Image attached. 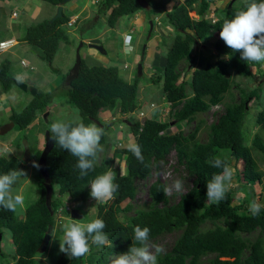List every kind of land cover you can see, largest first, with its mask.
I'll return each instance as SVG.
<instances>
[{"label": "trees", "instance_id": "trees-1", "mask_svg": "<svg viewBox=\"0 0 264 264\" xmlns=\"http://www.w3.org/2000/svg\"><path fill=\"white\" fill-rule=\"evenodd\" d=\"M40 1L56 7L62 0ZM170 2L171 0H158L156 3H148L150 15L164 16V21L174 32L169 46L160 43L166 50L164 55H160L164 58L158 81L164 101L168 103L170 120L178 124L191 123L205 114L210 106L222 105L224 95L232 86L237 87L235 78L247 79L248 82L254 80V73L250 68L253 67L257 71L261 63L241 60L240 54L228 48L219 37L223 21L232 19L252 0H244L237 8L232 7L234 2L228 8L227 2L223 10H219L221 14L217 21L212 24L204 17L211 0H183L167 10L166 6ZM255 2L259 3L260 0ZM95 9V16L105 15V25L108 28H113L121 17L133 15L141 10L136 0H99ZM189 11H193L198 19L190 18ZM68 19L62 13V16L51 24L48 19L25 26L21 38H17V41L32 49H38L44 61L50 63L60 44L71 43V29L66 26ZM211 34L218 37L213 46L214 53L211 54L214 61H205L202 66L188 70V66L197 63L194 51L200 46L199 43ZM182 65H185L184 69ZM8 67V60L3 59L0 62V88L3 93H8L14 87L12 76L7 75ZM261 75L263 76L264 72ZM262 86L263 82L258 83L252 90L238 88L237 102L223 106V112L216 122L207 127L204 142L195 140L198 125L186 136H183L180 130L169 134L166 130L168 123L156 119H145L141 127L137 123L132 125L130 134L133 143L141 147L144 163L138 161L128 149L119 151L126 156L123 161L118 162L119 173L113 181L119 185L118 192L115 198L110 200V205L109 200L103 201L96 209V218L102 219L110 226L112 232L111 246L102 251L91 246L90 252L79 259H69L60 252L57 257L47 256V250L43 254L37 252L47 227L53 226V216L50 213L55 210L57 202L51 197V211L47 208L42 177L33 167L28 184L33 182L36 169L37 178L30 185L38 187V195L18 206L19 213L0 208V264H43L39 259L42 255H46L48 259L53 258L52 264H108L107 258L110 254L128 251L132 245L135 226L148 227L150 241L174 230L180 232L170 250L157 255V264H200L202 257H207L208 264H264V207L256 217L247 212L254 198L259 197L264 190V185L261 184L264 176L261 171V166L264 165V138L254 133L247 144V132L242 133L241 129L248 119L249 109L245 107L249 100L254 99L253 105L256 104L257 110L250 118L254 121L253 125H257L262 137L264 136V100L257 97ZM59 88L60 86L44 94L36 91L31 101L19 112H11L8 120L17 130L23 131L37 111L43 112L50 101H56L59 92L64 93L67 103L79 115L80 120L75 123H93L94 119L98 120L97 114L100 110H109L121 115L140 110L137 80H123L114 66L88 67L85 59L81 57L77 74L66 84L64 92L59 91ZM49 135L51 137V133ZM2 137L4 136H0V139ZM22 139L27 137L23 136ZM31 143L34 144L32 141ZM100 144H105L103 136ZM12 146L20 147L19 144L13 143ZM28 146L35 150L34 146ZM172 148L176 154V164L184 174L185 179L181 180L185 181V185L190 182L186 193L180 195L175 204L168 205V199L162 191L163 186L155 182L147 191L149 206L133 210V216L125 217V223L121 222L119 215L129 212L131 206L126 204L121 207L120 204L133 200L136 187L134 181L144 180L150 175L152 168H155V172L158 171L157 166L164 162ZM211 156H220L235 170L233 176L236 185L229 189L225 199L219 204L209 202L206 197V183L213 173L221 171L206 162ZM20 162L18 156H0V174H5L13 168L21 170ZM76 163V157L62 150L54 142L45 157L48 179L57 185L58 194H68L70 198L83 203L90 198L88 182L107 172L111 160L97 158L94 171L89 172L83 179L78 178ZM237 163L241 164L240 169L236 168ZM112 171L116 175V169ZM254 184L262 185L260 191L254 190ZM159 204L161 207L158 208ZM253 233H256V236L250 239L249 235ZM5 236L10 239L13 249L8 255L1 251Z\"/></svg>", "mask_w": 264, "mask_h": 264}, {"label": "clouds", "instance_id": "clouds-1", "mask_svg": "<svg viewBox=\"0 0 264 264\" xmlns=\"http://www.w3.org/2000/svg\"><path fill=\"white\" fill-rule=\"evenodd\" d=\"M98 1L99 0H95L94 4L96 5V2H98ZM229 1L230 0H219V2L224 3L223 8H224L225 4ZM212 2H213V0H211L210 6L204 15L205 19H208L210 22H211V18L214 19V21L211 22V24L216 22L217 18L220 16V13H217V10L218 9L220 11L223 10V8H219V7L215 9V7L212 5ZM140 4L142 5V6L139 5L141 10H145V9L149 8V4L146 0H144V3H140ZM227 5H228V3H227ZM189 12L194 13L193 11H189ZM189 12H188V16H189ZM12 14H14V16H12ZM135 14L129 15V16H134ZM209 15H211V18H209ZM160 16L161 15H149L150 20L148 21V24L150 25L149 29H151V31L154 30L158 24H160L161 20L159 21V19H158V18H160ZM15 17H16V13L13 12L10 14V18H15ZM123 17H125V16H123ZM152 17H154V18H152ZM151 18H152V20H151ZM190 18L196 20V19H198V16L195 15V13H194V16H192ZM76 23H77V25H76ZM164 23H166V22H164ZM66 26L69 27L70 29H72V28L75 29L78 26L77 18H75V19L69 18L68 21L66 22ZM149 36H150V33H149ZM214 37H217V35H214ZM219 37L225 43V45L228 48H230L233 52H238L240 54L241 60L246 61V62H250V63L264 62V0H260L259 3L255 2V0H252L251 3L246 5L244 10L238 11L232 19H225L223 21L221 31L219 32ZM123 39H124V41H123V47L122 48L125 52H128V50L130 48V46H129L130 38L128 36H125ZM6 41H10V42L0 52V55H3L9 49H11V48L15 47L16 45H18L19 43H21V42L17 41L16 38H12V37L9 39H6V40H0V42H6ZM79 43H81V47L84 44L82 42V39ZM85 44L88 47H89V45L100 46V45L91 44V43H85ZM169 44H167V46H169ZM60 45H64V44H60ZM199 45H200V43H199ZM90 49L94 50L93 48H90ZM143 50H144V48H143ZM94 51H96V50H94ZM102 52H103V49H102ZM97 53H100V52H97ZM78 55H79V60H80V57L85 59V61L88 60L87 58H84L82 56V53L80 54V52H79ZM142 56H144V53H142ZM40 57H42V56H40ZM43 61H44V59H43ZM48 64H50V66H52L51 62ZM73 64H74V61H73ZM141 64H140V73L137 74V71H136V74L139 77L142 75L143 65H141ZM196 65H197V63L195 65H190V66H188L187 69L191 71L195 68ZM21 66H24V64L21 63ZM136 66H137V64H136ZM127 68L128 67L125 64L121 65L122 70H126ZM70 69H69V71H70ZM69 71L67 73V76H69ZM77 71H78V69H77ZM77 71H76V74H77ZM70 74H71V77L68 80V82H70L71 78L74 77L73 73H70ZM11 78H12V80L16 78V80H19V81L24 83V81H22L23 79L19 78V76L14 77V78L11 77ZM67 83L62 82V85L63 84L66 85ZM57 88H58V85L55 86L53 89L48 90V91H53ZM137 89H138V85H137ZM159 91L161 94V98L164 100L160 87H159ZM35 93H36V90H35ZM139 93H140V90H139ZM3 94H6V93H3ZM137 99H138V104L140 105V110L137 112H132L129 114H122L121 115L117 112H112L109 110H103V111L100 110L99 113L97 114L98 120L94 119L92 121L93 123H89L88 125H85L83 122L73 123V122H66L64 120H56V121H53L49 124V129L46 131L48 133L49 138L52 141V146H53V142H54L55 145H58L62 150L67 151L72 156L77 158V163H76L75 167H76V169L79 170V176H78L79 179H83V178L87 177L89 172L94 171L97 158H98V160H100L102 158L103 159L109 158L111 160V164H110V169L107 172L100 174V175H97L94 179H92L88 182L87 186L90 189V198L86 199L85 202H83V203L78 201L77 199L70 198L68 196V194H65V193L61 194V195L58 194L57 185L52 184L50 182V180L48 179V176L46 177L45 180H44V178H42V186H43L44 192H45V194H44L45 195V205L50 210L49 206H50V203L52 202L51 197H53L54 201L56 200V202H57L56 203L57 206H56L55 210L50 213L53 216V226H48L50 228V232L48 234L49 239H48L47 245L42 252H38V248H37V252L39 254H43L47 250L48 245H50V243L55 240L54 232L57 230V228H59V226L61 224H63L61 226V231H62L63 235H62V238H60L58 241L59 242V252L65 254L69 259H79V258L84 257L87 253L90 252L91 246H95L98 251H102L104 248L111 246V237H112L111 228H110V226L106 225L102 219L96 218V212H97L96 209H97V206H99L103 201H108V200L110 201V200L114 199L115 194L118 192L119 185L114 183L113 181L116 179V177L118 176V173H119V167L117 166L118 162L123 161L125 156H126V155H122L119 151L128 149V151H130L138 161H140L142 164L144 163V157L142 155L141 147L136 143H131L130 141L128 142L127 141V138H128L127 135H130L132 137V135L130 134L131 133L130 129L132 128L133 124L137 123L138 126L141 127L145 119H147V118L154 119L155 114L150 116V117H147L146 116V107H147L146 102L141 100L140 97H137ZM252 100H254V99H252ZM249 102H250V100H249ZM148 105L150 106V110H154V105L152 102H148ZM217 106L218 105L210 106L209 110H212V108H215ZM54 107L60 109L62 106H60L59 103H56L55 101H50V103L45 107L43 112L37 111L35 113L33 120L27 125V127L29 125H31V123H33L35 120L39 121L40 119H42L46 123L48 115H50V113L54 114V112L52 111V109ZM162 108L163 109L165 108V112L162 109V113L157 114L156 120L164 121V122L168 123V128L166 130L168 131L169 134L176 133L177 132L176 129H175V131L171 130L172 128H174V127H172V126H174V123H173L174 121L170 120V118L168 117V103H166L164 101V105ZM245 108L247 110L249 109V107H247V105ZM12 111L15 112L14 110L10 109V115H11ZM105 112L109 113V114L101 115ZM213 112L214 111H210V114H212ZM133 113L136 114V117L133 116ZM10 115L8 116V119H9ZM40 116H41V118H40ZM126 116H129V117L132 116V119H129V120L126 119ZM159 116H161L162 119H160ZM164 116L167 118H164ZM104 118H106V119H104ZM141 118H142V120H140ZM115 121H117L118 124L119 123H121V124L125 123L126 124V126H127V133L126 134L127 135H126L125 139L119 140L115 144L111 145V140L106 142V138H105L104 134L106 131H108V129L110 127H112V126H109L110 123H113ZM7 123H12V122L10 121ZM4 124H6V123H4ZM4 124H2L1 126H3ZM1 126H0V128H1ZM102 126H105L106 128L103 129V128H101ZM27 127L23 131L30 135V131L29 130L27 131ZM13 128H15L14 124H13L12 129ZM11 130H9L7 133H9ZM50 133H51V137L49 135ZM6 134H4L2 136H5ZM24 136L27 137L26 134ZM102 136L105 139L104 145L100 144V140H101ZM120 136L121 135L119 133V136L117 138H120ZM42 138L40 139V141H42L43 145H44V139H42ZM24 141L26 142V139H24ZM42 142H41V144H42ZM4 143H5V146H3L0 149V156L6 157V158L14 156L13 152L10 149L12 148L15 151L17 149L19 151L18 157H20V160H21V162H20L21 168L23 167V165L25 163H27L30 160H32V162H33L32 163L33 167H35L36 169L40 167L39 164L36 163L38 160L37 157L40 155L37 148H35V150L30 149V147L28 146V144L26 142V147L28 150V157L25 159V157L23 156L22 144H20L21 149L19 150L20 147L15 148L12 146L13 141L7 142L5 140ZM0 146H1V144H0ZM110 149H111V151H110ZM4 150H6V151H4ZM104 150H106V153L110 154L108 157H100V155L102 154V152ZM171 151H173V153H174L175 166L178 167L176 164V154H175L174 149L173 148L170 149L168 154ZM36 152L38 155L36 154ZM36 158H37V160H36ZM165 158H164V162L159 163V165L157 166L158 171L155 172V170H154L155 168H152L150 171V175L147 176L144 180L134 181L135 186H136L134 198H135L137 192L141 191V186H143V183H145L143 181L147 180L151 175H154V176H156L157 174L159 175V173H160V171H159L160 167L159 166H160V164H166ZM34 161H36V162H34ZM206 162L213 168L221 169L220 172L213 173L211 179L208 180V182L206 183L207 200L211 203L219 204L222 200L225 199L226 193L229 191V189L231 187L235 170L231 167V165H229L220 156H211ZM145 166L147 167V165H145ZM44 167H45V161H44ZM114 168L116 169V175L112 171ZM173 170L177 171V168H173ZM45 171H46V167H45ZM121 172L122 173L124 172L123 167H122ZM46 175H47V172H46ZM25 176H26L25 171L17 170L15 168L10 169L5 174H0V208H3L4 210H7V211L15 212L17 210L18 206L23 205L24 198L20 194L14 193L13 186L17 183V181L21 177H25ZM155 182L163 186L162 191L166 197L170 196L173 192L181 193L184 191L185 181H183L181 179H176L171 184H165L164 185V183L160 182L159 179L156 178V179H154V181L152 183H149L148 185H146V187H147L146 196H147V191H148L149 187L151 186V184H153ZM189 184H190V182H189ZM186 191H187V187H186ZM186 191L183 194H185ZM183 194H181V195H183ZM134 198H133V200H134ZM147 199H148V197H147ZM132 201H124V202L126 205ZM111 202L112 201H110L108 205H110ZM149 204H150V201L148 199L144 205H142L138 208H143L144 206L147 207V206H149ZM157 207L159 208V207H161V205L159 204ZM262 207H264V205H261V204L257 203L256 201H253L248 206L247 212L250 213L253 217H256L259 215ZM135 209H137V208H134L133 206H131L130 211L133 212V210H135ZM129 212H127V213H129ZM84 213H87V215H88L87 220H82ZM133 214H134V212H133ZM72 215L77 216L79 218L75 219L72 217ZM121 215H119V216L121 217ZM132 216H130V217H132ZM68 220H70V222H66ZM79 220H81V221L79 222ZM121 222L125 223V220L121 221ZM48 227H47V229H48ZM47 229H46V231H47ZM149 235H150V229L148 227L141 228L140 226H135L133 228L132 245L129 247L128 251L125 253H122V254L112 253V254H110L108 256V258L110 256H114L111 258L110 264H157V255L162 254L165 251V249L160 245L152 243L149 239ZM12 251H13V249H12ZM46 255L51 256V253L46 252ZM108 258H107V260H108V264H109ZM47 259L48 258L46 257V260ZM48 264H52V262H50Z\"/></svg>", "mask_w": 264, "mask_h": 264}, {"label": "rangeland", "instance_id": "rangeland-1", "mask_svg": "<svg viewBox=\"0 0 264 264\" xmlns=\"http://www.w3.org/2000/svg\"><path fill=\"white\" fill-rule=\"evenodd\" d=\"M15 1L12 5L6 6L1 12H0V40H6L9 38H21L23 34V29L25 26H29L30 24H36L44 20H48L49 16H46L47 14H50L52 8L50 5L47 3L41 2L40 0H10V3ZM86 0H72L69 3H72V5H75V9L72 11L67 10V6L64 5L63 12L66 16L71 17L73 14H78L81 6L84 4ZM93 5L95 0H90ZM149 4L153 3L157 0H146ZM153 1V2H152ZM244 0H237L234 1V5H232L233 8H237L238 4L243 2ZM24 2L28 3V6L31 7H38V11L36 12L34 18L32 20L28 19L25 14H23V5ZM183 2V0H172V2L169 4V6H173L175 4H180ZM67 3V4H69ZM92 5V7L89 9L87 8V11H89V18L82 19L81 22H78V26L74 29L72 28L70 31V37H71V43L68 45L71 48L69 58L67 59L68 61L64 65H60V67H53L54 60H56V64H59L60 61L63 62V59H60L65 51V46L59 45L58 50L54 56V58L51 61L50 66L54 70H58V72H53L49 71L47 69V63L45 61H41L39 59L40 56L34 55L32 53L31 47H29L26 44H21L19 46H15L11 49H9L7 52H5L3 55H0V62L3 59H7L9 62V67L7 71L8 76L18 77L23 79L24 82L27 84H32L33 89L36 91H39V93H49L52 91H48L46 88L48 86V83H51L52 81L60 82L58 84V89L59 91L64 92V87L66 86L64 84V87H62V82L65 76L67 75L69 69L73 65V61L75 58V53L74 50L78 46L79 42L81 39H86V38H95L96 42L91 43V44H97L102 47L104 52L106 53L103 56H99V53L95 52L93 53L94 55H90L88 60L85 61V63L89 66H101V67H108V66H114L117 68L118 75L125 81L131 82V80H137V85L138 86V97H140L141 100L146 102V116L150 117L155 114L154 119H157V114L162 113V107L164 105V100L161 98V94L159 91L160 87V74H161V67L163 63V59L158 58L157 56H149L147 57L146 55L142 56V53L145 51V43L150 45L149 41H152L153 44L157 48L161 49V55L165 54L166 47H160L159 43L163 41V43H166V39L164 36L163 38H159V34H157L155 31H151L149 29V24L148 21L149 19V11L147 10H140L137 16H125L121 17L116 24L113 26V28H108L105 25V15L104 14H99L97 16H94V11L96 10L95 7ZM212 5L216 8H223L224 3L219 2V0H213ZM219 10V9H218ZM217 10V13H220V11ZM11 11H15L18 13L19 17L15 18L14 20H9V15ZM25 15V16H24ZM189 16L192 17V12H189ZM143 17L144 24L142 25L144 28L139 29V20L138 18ZM50 19V18H49ZM161 22L160 24L157 25V27L162 28L166 25H164V16H160ZM18 24L15 29H17L16 33H11L9 27L11 24ZM12 24V25H13ZM132 29V31H131ZM173 30V29H172ZM171 30V34L174 35V32ZM150 33V36H149ZM169 36V38L172 37ZM212 36H209L202 40L200 42V46L197 47V49L194 51L197 57V65L195 67H200L203 65L205 61H214L213 58H211V54H213V46L217 40V37H214L213 34ZM128 36L130 38V43H129V50L128 53H125L122 49L123 47V41L124 37ZM149 36V38H148ZM148 38V39H147ZM148 40V41H147ZM22 43V42H21ZM167 46V44H164ZM144 48V50H143ZM87 46L84 43L82 47L79 49L80 54L83 53L84 51H87ZM151 49V48H150ZM78 52V54H79ZM150 55H152V52L149 50L148 51ZM164 58V57H163ZM109 59L110 61H106ZM151 59L155 61L153 63L152 67H149L148 71L146 69H143L142 75L139 77L136 74V64H141L143 66L151 64ZM140 62V63H139ZM21 63L24 64V66H21ZM125 64L128 68L126 70L121 69V65ZM145 64V65H144ZM151 66V65H150ZM181 67V66H180ZM185 65H182V69H184ZM251 72L254 73V80L248 82L247 79H240V78H235V83L237 84V87L232 86L229 90L228 93L224 95L222 105H218L215 108H212V110H208L205 114L200 115L197 117L194 121L191 123H174V128L171 130L179 131L181 130L182 135L186 136L190 133H192L196 126L198 125V130L195 132V140L198 142H204L207 137V127L209 124L215 123L217 117L222 114L223 112V106L232 104L234 102H237L238 99V88L243 89V90H252L253 88L256 87L258 83L263 82L262 90L258 92L257 97H260L261 99L264 100V75L262 76L261 74L264 72V62H261L260 67L256 71L255 68L251 67L250 68ZM147 72V73H146ZM256 73V74H255ZM136 77V78H135ZM16 79V78H15ZM154 82V83H153ZM50 87V86H48ZM52 87V86H51ZM50 87V88H51ZM140 90V93H139ZM10 92L3 94L1 88H0V126L8 120V116L10 115V109L14 110L15 112H19L27 103L28 99H30L31 96L28 94V92L23 93L19 90L16 89V87H12ZM59 95V96H58ZM58 98L55 99L56 103H59L60 106H62L60 109L54 107L52 111L54 114L48 115L47 122L45 123L42 119L37 122L36 120L31 123L27 127V131H30V135L25 133L24 131L17 130L16 128H13L9 133H7L4 137L1 139H4L8 141H13V144H22V137L26 134L27 139L26 142L30 146H34V149L37 148L38 151L41 150V142L40 139L43 137L42 135V130L45 128L46 130L49 129V124L53 121L56 120H64L66 122H78L80 120L79 115L75 111L73 107H71L66 100V97L64 93L59 92L58 93ZM51 99H53L51 97ZM148 102H152L154 105V110H150V106L148 105ZM249 102V101H248ZM254 100H250L249 103H247V107H249V110L247 112V120L245 123H243L242 126V133L247 132L248 140L247 144L250 143L254 133H257L260 138L262 137L261 133H259L257 125H253V120H251L250 116H252V113H256L257 106L254 104ZM263 103V102H261ZM252 105V107H250ZM165 112V108L163 109ZM210 111H214L212 114H210ZM163 112V113H164ZM109 113H103L101 115H107ZM133 116L136 117V114L133 113ZM160 119H162L161 116H159ZM158 118V119H159ZM164 118H167L164 116ZM250 118V120H249ZM106 119V118H104ZM126 119H132V116H126ZM142 120V118L140 119ZM201 121V122H200ZM37 122V124H36ZM109 126H112L108 129V131L105 132V138L106 142L111 140V145L115 144L119 140H123L126 138V133H127V126L125 123L121 124L117 121L110 123ZM171 127V126H170ZM120 133V138H117ZM127 141L133 143V139L130 135H127ZM0 139V149L5 146V143L3 140ZM31 141L34 143L31 145ZM264 142V140H263ZM8 148V147H7ZM21 149V146L19 150ZM13 152L14 156H18V150L16 149L13 150L12 148L10 149ZM6 151V150H4ZM111 151V149H110ZM37 154V152H36ZM38 155V154H37ZM110 154L106 153V150L102 152L100 157H108ZM166 164H160V173L159 175L157 174L156 176L151 175L147 180L143 181V186H141V191H138L134 200L130 202L129 204L133 206L134 208H138L142 205H144L147 202V196H146V190L149 183H152L154 179H159L160 182L165 184H171L174 180L176 179H185L184 174L181 172L179 167L175 166V160H174V153L171 151L165 158ZM232 167V166H231ZM260 167V165H259ZM173 168H177V171L173 170ZM236 168L240 169L241 164L237 163ZM21 170L25 171L26 176L21 177L16 183L13 188H14V193L20 194L24 198V202L26 200H32L35 198L36 195H38V187L34 185L33 187L30 184H33L36 180V173L37 171L34 170V180L33 182L29 183L32 174H33V166H32V160L28 161L23 165ZM261 171L264 175V165L261 166ZM42 183V181H41ZM28 184V186H26ZM187 185L184 184V191L181 193H176L173 192L170 196H167L168 198V205H173L177 202L178 197L183 194L186 191V187L189 184L186 182ZM261 184L264 185V176L261 180ZM254 184L253 188L254 190L260 191V188L262 185ZM236 182L233 176L231 188L235 187ZM25 187V188H24ZM27 187V188H26ZM32 187V189H31ZM31 189V190H29ZM254 201L257 203L264 205V190H262L261 195L259 197H255ZM237 204V202H234ZM24 204V203H23ZM250 204V203H248ZM125 202L121 203V207H124ZM242 209V208H241ZM243 210V209H242ZM16 213H19L20 210L17 208L15 211ZM133 215V212L130 211L129 213H124L121 215V221H124L125 217H130ZM123 217V218H122ZM88 215L87 213H84L82 220H87ZM81 220H79L80 222ZM70 222V220L66 221ZM61 224L59 228L54 232V237L55 240L48 245L47 251L48 253H51V256L53 255H58L59 253V239L62 238V231H61ZM206 226V225H205ZM7 234V233H6ZM56 234V235H55ZM179 231L174 230L173 232L170 233H165L151 242L157 245L162 246L165 251L163 253H166L170 250V248L173 245V242L179 235ZM256 236V233H253L252 235H249V238L252 239V237ZM2 245L1 251L5 254L8 255V253H11L12 247L10 244V240L8 236H5L2 240ZM154 251V250H153ZM162 253V254H163ZM114 256H110L109 259V264L111 258ZM40 261L43 264H48L51 261H53V258H49L46 260V256L42 255L39 257ZM207 257H202L201 258V263L200 264H208L206 262Z\"/></svg>", "mask_w": 264, "mask_h": 264}, {"label": "crops", "instance_id": "crops-1", "mask_svg": "<svg viewBox=\"0 0 264 264\" xmlns=\"http://www.w3.org/2000/svg\"><path fill=\"white\" fill-rule=\"evenodd\" d=\"M153 2V1H152ZM171 2H172V0H171ZM170 2V3H171ZM13 3H15V1H13V2H11L10 3V0H0V12L6 7V6H8V5H12ZM153 3H156V1L155 2H153ZM169 3V4H170ZM169 4L166 6V9L167 10H169L172 6H169ZM179 4V3H178ZM27 5H29L28 3H26V2H24V5H23V14H25L26 15V17L28 18V19H30V20H32L33 18H34V16H35V14H36V12L38 11V7L37 8H35V7H31V6H28L27 7ZM66 6H67V10H69V11H72V10H74L75 9V5H72V3H69V4H65ZM92 5H93V3L90 1V0H86L85 2H84V4L81 6V9H80V11H79V13L77 14H73V16H71V17H68V18H71V19H75V18H77V21L78 22H81L82 21V19H86V18H89V11H87V8H91L92 7ZM176 5V4H175ZM94 7L96 6L95 4L93 5ZM64 7L65 6H63L62 7V13H64L63 12V9H64ZM51 8H52V10H51V12H50V14H47L46 16H44V17H47V16H49V18L55 13V7H52L51 6ZM145 10H149V8L148 9H145ZM94 11V13H95V10H93ZM3 12V11H2ZM16 13L15 11H11L10 12V14L11 13ZM138 13V12H137ZM66 14V13H65ZM24 15V16H25ZM135 16H137L138 17V15L137 14H135ZM192 16H194V13H192ZM19 17V15H18V13H16V17L15 18H18ZM15 18H10V15H9V20H14ZM48 18V19H49ZM152 18H154V17H152ZM152 18H151V20H152ZM159 19V21L161 20L160 18H158ZM138 20H139V29H142V28H144L142 25L144 24V20H143V17H141V18H138ZM164 22H166V21H164ZM13 24V23H12ZM11 24V26L9 27V29H10V31H11V33L13 34V33H16L17 32V29H15L16 27H17V25L19 24H13L12 25ZM142 24V25H141ZM164 25H166V26H164V27H162V28H159V27H156L153 31H155L157 34H159V38H163L162 36H164V38L166 39V43H163V44H169L170 42H171V40H172V38H173V36L174 35H172L171 34V30H172V28H171V26H169L167 23H163ZM131 31H132V29H131ZM173 31V30H172ZM172 35V37L171 38H169V36H171ZM148 38H149V36H148ZM147 38V39H148ZM148 41V40H147ZM82 42L83 43H94V42H96V40H95V38H86V39H82ZM150 42V45H148L147 43H145L146 45H145V52H144V55H146L147 57H149V56H157L158 58H161V49L160 48H157L156 46H155V44H153V42L152 41H149ZM163 41H161L160 43H162ZM160 43H159V46H160ZM21 44H25V43H19L18 45H16V46H19V45H21ZM62 46H65L64 48H65V51H64V53H63V55H62V57L60 58V59H63V62H61L60 61V63L59 64H56V58H55V60H54V64H53V67H60V65H64L68 60V58H69V54H70V51H71V48L68 46V45H61V47ZM160 47H162V46H160ZM87 51H84L83 53H82V56L84 57V58H89L90 57V55L92 54V55H94L93 53H95L94 52V50H92V49H90L88 46H87ZM151 48V49H150ZM32 49V48H31ZM123 49V48H122ZM151 51L152 52V55H150L149 54V52L148 51ZM124 51V50H123ZM125 52V51H124ZM32 53L34 54V55H37V56H42V53L38 50V49H36V48H33L32 49ZM125 53H128V52H125ZM106 53L104 52V50H103V52H100L99 53V56H103V55H105ZM161 59H163V58H161ZM107 62L108 61H110L109 59H107L106 60ZM151 64L149 63V65H145V66H143L142 67V73H143V69H146L147 71H148V69H149V67H152L153 66V63L155 62V61H153L152 59H151ZM151 65V66H150ZM150 70V69H149ZM57 72H58V70H57ZM147 73V72H146ZM23 80H24V78H23ZM60 82H56V81H52L51 83H48V86H52L51 88L50 87H48L47 86V90L49 89V90H51V89H53L55 86H57L58 84H59ZM138 86H139V84H138Z\"/></svg>", "mask_w": 264, "mask_h": 264}, {"label": "water", "instance_id": "water-1", "mask_svg": "<svg viewBox=\"0 0 264 264\" xmlns=\"http://www.w3.org/2000/svg\"><path fill=\"white\" fill-rule=\"evenodd\" d=\"M71 0H62L60 5H58L56 8H55V13L54 15H52V17L48 20V23L51 24L55 19L57 18H60L62 16V6L67 4L68 2H70ZM137 3L142 6L140 3H144V0H136ZM234 0H230L228 2V7H230V5L232 4ZM81 47V43L78 44V46L75 48L74 50V53H75V58H74V64L72 65L70 71H69V74L70 73H73L74 75H76V71L79 67V55H78V51H79V48ZM90 48H93L94 50H96L97 52H102V48L100 46H96V45H89ZM39 59L41 61H43V57H39ZM47 69L49 71H53V72H56L57 70H54L50 67V64L47 63ZM136 71H137V74L140 73V64H137L136 66ZM13 82V86L16 87V89L20 90L21 92H26V85L19 81V80H16V79H13L12 80ZM29 94L31 96H33L35 94V90L34 89H30L29 91ZM13 127V124L12 123H6L4 124L3 126H1L0 128V136L6 134L9 130H11ZM22 147H23V156L25 157V159L28 157V150H27V147H26V142L23 140L22 141ZM52 148V141L51 139L49 138L48 136V133L45 132L44 134V145H43V149L39 155V159L37 160V164H39V168H37V170L39 171L40 175L42 178H44V180L46 179L47 175H46V171H45V167H44V161H45V157L47 155V153L51 150ZM73 218L75 219H78L79 217L77 216H74L72 215ZM49 232H50V228L48 227L46 233L43 235L42 239H41V242L38 246V252H42L44 250V248L46 247L47 245V242H48V239H49Z\"/></svg>", "mask_w": 264, "mask_h": 264}, {"label": "flooded vegetation", "instance_id": "flooded-vegetation-1", "mask_svg": "<svg viewBox=\"0 0 264 264\" xmlns=\"http://www.w3.org/2000/svg\"><path fill=\"white\" fill-rule=\"evenodd\" d=\"M70 77H71V74H69V76H65V78H64V80H63V83H67L68 82V80L70 79ZM22 81H24V80H22ZM25 83V85H26V92H28L30 89H33L32 88V84H27L26 82H24ZM56 90V89H55ZM54 91V90H53ZM26 92H24V93H26ZM28 94H29V92H28ZM31 99H32V97H30V99H28V101H27V103L28 102H30L31 101ZM26 103V104H27ZM40 118H41V116H40ZM43 118V117H42ZM41 120V119H40ZM7 122H10V121H7ZM6 122V123H7ZM37 122H39V121H37ZM37 122H36V124H37ZM45 132H47L46 131V129L45 128H43V130H42V136H43V138L42 139H44V134H45ZM42 145H43V142H42ZM42 148H43V146H41V150H42ZM41 150L39 151V154H40V152H41ZM38 159H39V156L37 157ZM37 158H36V160H37ZM34 162H36V161H34ZM33 163V162H32Z\"/></svg>", "mask_w": 264, "mask_h": 264}, {"label": "built area", "instance_id": "built-area-1", "mask_svg": "<svg viewBox=\"0 0 264 264\" xmlns=\"http://www.w3.org/2000/svg\"><path fill=\"white\" fill-rule=\"evenodd\" d=\"M12 16H14V14H12ZM209 18H211V15H209ZM214 19L211 18V22H213ZM10 41H6V42H0V52L4 49V47L9 43Z\"/></svg>", "mask_w": 264, "mask_h": 264}]
</instances>
